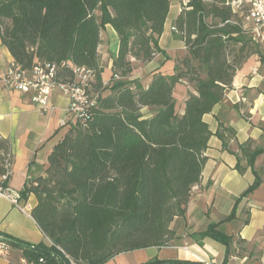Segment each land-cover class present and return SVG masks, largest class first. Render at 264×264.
Segmentation results:
<instances>
[{"label": "trees", "instance_id": "1", "mask_svg": "<svg viewBox=\"0 0 264 264\" xmlns=\"http://www.w3.org/2000/svg\"><path fill=\"white\" fill-rule=\"evenodd\" d=\"M229 1L182 0L172 31L186 53L176 59L173 75L156 74L145 88L131 77L136 64L144 66L160 54L168 60L159 41L171 0H0L1 43L15 63L25 70L56 66L61 83L74 82L71 65L85 68L93 75L91 91L98 94L89 119L65 125L44 175L28 180L20 193L35 195L32 216L52 244L28 245L4 234L0 243L23 249L31 264H106L119 254L174 240L171 224L186 215L207 161L213 134L204 117L226 99L250 57L258 55L264 63L263 45L244 27L246 14L234 13ZM107 25L120 46L113 77L104 85L99 48ZM182 82L191 90L180 114L174 91ZM144 108L153 116L144 118ZM217 135L225 141L222 129ZM247 145L240 147V172L242 159L253 168L264 152ZM11 165V144L1 139L0 176ZM254 174L243 197L261 184ZM219 225L199 235L225 245L226 264L233 238ZM143 264L202 263L155 258Z\"/></svg>", "mask_w": 264, "mask_h": 264}, {"label": "crops", "instance_id": "2", "mask_svg": "<svg viewBox=\"0 0 264 264\" xmlns=\"http://www.w3.org/2000/svg\"><path fill=\"white\" fill-rule=\"evenodd\" d=\"M171 1L168 16L172 20L171 31H164L159 41L168 60L160 54L144 66L136 64L131 77L140 80L145 88L156 74L173 75L176 59L186 53L183 41L172 31L181 12L182 0ZM101 40L102 79L104 85H108L113 77L112 67L119 53L120 42L110 25L102 30ZM13 62L14 58L0 38V140L9 141L12 147L11 175L5 185L20 194L28 180L44 175L50 154L64 136L62 130L66 127L63 123L70 121V100L60 89H54L49 97L50 108L42 113L33 103L32 94L4 86L2 78ZM179 89L185 102L191 89L186 82L179 83L174 97ZM178 112L182 114L183 111ZM142 114L144 118L153 116L148 108H144ZM204 121L213 135L205 153L207 161L201 182L197 185L198 190L192 193L186 215L176 218L171 224V229L177 232V240L165 247L119 254L106 264H143L155 258L224 264L225 245L199 235L211 224H220L218 230L233 238L231 256L226 264H264V152L255 158L253 168L248 166L246 159H242L241 165L245 170L240 172L237 169L240 147L248 149L247 144L250 143L251 150H264V63L258 55L250 57L236 73L233 88L226 99L206 115ZM220 129L225 141L217 135ZM254 172L259 175L261 184L243 197L255 182ZM20 202L22 207L29 205L32 211L37 204L33 194L21 198ZM234 209L235 217L226 221ZM32 211L23 212L8 199L0 197V234L28 245L50 246L51 241L41 231ZM179 234H183L182 240L178 239ZM0 264L31 263L24 256L23 249L6 244L4 249L0 247Z\"/></svg>", "mask_w": 264, "mask_h": 264}, {"label": "built area", "instance_id": "3", "mask_svg": "<svg viewBox=\"0 0 264 264\" xmlns=\"http://www.w3.org/2000/svg\"><path fill=\"white\" fill-rule=\"evenodd\" d=\"M186 4V1H184ZM228 5L236 14H246L245 29L251 33L255 43L264 45V0H230ZM75 74L73 83H61L57 80V68L51 65H35L30 70H25L19 64L13 62L6 71L2 82L8 89L24 94H32L33 103L42 113L50 108L49 97L54 89H60L70 100L68 114L71 120L87 121L90 111L96 107L98 94L91 91L90 81L93 78L92 72L85 68H77L71 65ZM67 123H63L66 125ZM10 170L1 176L0 197L8 199L15 207L23 212L30 213L32 208L29 205L22 207L21 195L4 187V183L10 178ZM198 190L194 186L192 191ZM4 249L6 244L0 243Z\"/></svg>", "mask_w": 264, "mask_h": 264}, {"label": "rangeland", "instance_id": "4", "mask_svg": "<svg viewBox=\"0 0 264 264\" xmlns=\"http://www.w3.org/2000/svg\"><path fill=\"white\" fill-rule=\"evenodd\" d=\"M166 30L164 29V31H166V32H169V31H171V26H172V20H171V17H169L168 19H167V21H166ZM261 50L263 51V53H264V49L263 48H261ZM180 90L181 89H179L178 91H177V93H176V96H175V100H176V109H177V111H180V110H182L183 111V109H184V100H183V98H181V96H180ZM98 103V102H97ZM66 128H64V130H62V135H64L65 133H66V131H67V126H65ZM176 234H177V232H176ZM180 235V237L178 238L179 240H182L183 239V234H179ZM176 239V236H175V238H174V240ZM177 240V239H176ZM173 241V240H172ZM168 245H170V243L168 244Z\"/></svg>", "mask_w": 264, "mask_h": 264}]
</instances>
